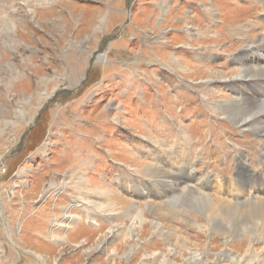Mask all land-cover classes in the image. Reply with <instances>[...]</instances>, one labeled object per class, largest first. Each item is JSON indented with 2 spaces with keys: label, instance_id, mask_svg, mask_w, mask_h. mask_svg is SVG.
Listing matches in <instances>:
<instances>
[{
  "label": "rangeland",
  "instance_id": "obj_1",
  "mask_svg": "<svg viewBox=\"0 0 264 264\" xmlns=\"http://www.w3.org/2000/svg\"><path fill=\"white\" fill-rule=\"evenodd\" d=\"M258 1L0 0V264H264V236L197 201L264 202L263 135L211 109L235 89L261 100L246 85L263 79H229L264 68Z\"/></svg>",
  "mask_w": 264,
  "mask_h": 264
},
{
  "label": "bare ground",
  "instance_id": "obj_2",
  "mask_svg": "<svg viewBox=\"0 0 264 264\" xmlns=\"http://www.w3.org/2000/svg\"><path fill=\"white\" fill-rule=\"evenodd\" d=\"M4 1V0H3ZM262 4L264 6V0H261ZM260 1V2H261ZM259 2V1H258ZM259 2V3H260ZM258 3V4H259ZM212 9H210L209 7H207L206 5L204 6V12L208 13V17L211 18V16L213 15V13L215 12L214 10L212 11ZM12 14V13H11ZM214 16V15H213ZM12 23V19H10V21L8 20L7 24ZM232 25V24H231ZM54 27H58V25H54ZM251 27V26H250ZM236 28V27H235ZM232 29V28H231ZM235 31V30H234ZM239 31V30H238ZM226 32V31H223ZM237 33V32H236ZM229 34V33H228ZM231 34V33H230ZM233 37V36H232ZM217 38V37H216ZM263 40V39H262ZM262 42V41H261ZM253 48H247L244 50L243 53V60H241L238 63V66L240 67L241 65L250 62L253 60L254 58V54L253 53H249L250 50H252ZM263 58L264 56L261 57V59L258 60V63H263ZM178 67V65H177ZM179 69H181V73L183 72V68L178 67ZM242 71L239 72L238 74H236L235 76L229 78V79H236L239 80V85H241V81H247L248 79H263L264 80V68H257V69H253L251 67H243L241 69ZM179 71V70H178ZM176 71V72H178ZM207 71V70H206ZM180 72V71H179ZM204 76V75H203ZM216 76L221 77V73L217 72ZM205 77V76H204ZM215 78V77H214ZM223 80H227L223 79ZM236 85V84H235ZM234 87V84L232 85ZM259 87H264V81L259 82L258 85H251V84H247L246 85V89L247 92L249 93V95L255 99H261V100H254V99H250L249 97H247V95L245 94V90H237L235 89V94H241L243 97L241 99L235 98V99H225L222 100L220 102H218L217 104H215L214 102V106L212 104L211 109L214 111L213 114L216 117H223L226 120L231 121L233 124H235V126L239 127L240 129L242 128V130H252L253 132L257 133V134H262V138L261 141L262 143H264V99L262 94L260 93ZM257 91L260 95V97H257L255 94H253V92ZM240 95V96H241ZM202 96V95H201ZM203 98H206L207 96H202ZM210 97H214L213 94H211ZM208 100V97L205 99V101ZM207 108V107H206ZM208 111V110H207ZM211 112V111H210ZM213 116V115H212ZM222 118V119H223ZM178 138V137H177ZM183 139V138H181ZM185 139V138H184ZM157 140V139H156ZM187 140V139H186ZM183 141V140H182ZM258 142V141H257ZM176 143V141H175ZM179 143V142H178ZM177 143V144H178ZM188 144V143H187ZM164 145V144H163ZM189 145V144H188ZM176 146V145H175ZM189 147V146H188ZM203 150V149H202ZM261 151L264 155V146H261ZM262 155V156H263ZM238 156V155H237ZM243 158V157H242ZM239 159V158H238ZM181 160V159H180ZM182 161H180V164ZM184 162V161H183ZM244 168L246 170H248L246 168L247 163H245ZM184 167V166H183ZM264 167V166H263ZM182 169V168H181ZM185 169V168H184ZM139 173H141L140 175H143V177L150 179V180H154V182H156L157 184H161L163 187H166L168 183H172L171 179L172 177L170 175H168L166 173V171H163L162 169H160V167H157V165L151 166V165H146L144 168H138ZM250 171V170H248ZM159 172V173H158ZM196 172V171H195ZM186 173V172H185ZM221 173V172H220ZM176 175V174H175ZM189 177V176H188ZM261 176H258L257 178L253 179V180H245L242 182H236L234 183L235 186L239 189L242 188V183H246V185H251L253 182H258L259 180H261L262 178H260ZM197 178V184L198 185H194L192 187H200V185H202L203 188V193L206 192V190L210 187L212 181L208 178V176H205L203 173H201V175H198V177L196 176L195 179ZM148 180V181H150ZM178 180V178H177ZM263 180V179H262ZM179 181V180H178ZM222 181V180H221ZM225 182L228 183L230 182L228 179H225ZM232 182V180H231ZM181 183V182H180ZM215 183H220V180L218 179L217 182ZM188 187V186H187ZM259 187V186H258ZM201 188V189H202ZM226 188L228 189V191L230 192L232 189L227 185ZM171 189V188H170ZM225 190V189H224ZM191 191V190H190ZM195 191V190H194ZM95 192L102 196L104 200H110L111 202H113V198L118 199V197H116L115 195H111L108 191L104 190L103 188H95ZM182 192V191H181ZM180 192V193H181ZM233 192V191H232ZM179 193V192H178ZM186 193V192H185ZM188 193V192H187ZM199 193V192H198ZM202 193V192H201ZM219 193V192H217ZM177 195V194H176ZM186 195V194H185ZM198 196V195H197ZM247 196V195H246ZM192 197V196H191ZM250 197L253 198H249V196H247L246 200H249V202L247 204H243V206L241 207H237L231 204L226 203V201H222V199H220V197L216 196L214 199L211 197H207L205 194H199V198H197V201H200L198 206L201 207L202 201L203 200H214L213 204L215 205V208H213V213L209 214V221L212 223L213 226L217 227L219 225L220 222H222L223 220H228V222H231V226H230V230H232L234 233H237L239 231V229L241 227H243V224H249L250 228L253 229L255 231V236L256 237H260L261 235L264 236V202L259 201L260 199L256 198V195H251ZM115 199V200H116ZM196 199V197H195ZM114 200V201H115ZM193 200V199H192ZM226 200V199H223ZM240 200V199H239ZM254 200V201H253ZM228 202V201H227ZM115 203L113 202L112 204L108 205L109 207H111L113 209V206ZM212 204V205H213ZM236 204V203H235ZM240 204V203H239ZM122 205V204H121ZM125 205V204H124ZM183 205V204H182ZM185 205V204H184ZM117 206V205H116ZM96 207L101 210L102 205H98L96 204ZM146 207V206H145ZM174 207V206H173ZM178 207V206H177ZM117 208V207H116ZM144 208V207H143ZM184 208V207H183ZM182 208V209H183ZM124 209H126V205L124 207ZM148 209V208H147ZM175 209V208H174ZM181 209V210H182ZM186 209V208H184ZM183 209V210H184ZM118 210V209H117ZM177 210V209H176ZM135 211V210H134ZM171 211V210H170ZM126 212V211H125ZM133 212V211H132ZM143 212V211H142ZM161 212V211H160ZM159 212V213H160ZM184 212V211H183ZM182 212V213H183ZM212 212V211H211ZM141 214V213H140ZM161 214V213H160ZM202 214V213H201ZM170 215V214H169ZM208 215V214H207ZM127 216V215H126ZM154 217V216H153ZM152 218V217H151ZM143 219V218H142ZM154 219V218H153ZM164 219V218H162ZM136 221L133 222L134 224H136V222L138 221V218L135 219ZM156 220V219H155ZM166 220V218H165ZM150 221V220H149ZM157 221V220H156ZM144 222V219H143ZM209 222V223H210ZM132 223V222H131ZM142 223V222H141ZM150 223V222H149ZM138 224V223H137ZM136 224V225H137ZM98 225V224H97ZM140 226V225H139ZM154 232H158L160 230L159 225H153ZM161 227V225H160ZM248 227V226H247ZM133 226H131L129 230V234L130 237H132L133 233ZM197 229V228H196ZM208 230V229H207ZM220 230V229H219ZM243 230V229H242ZM116 231H112V233H114ZM122 232V231H121ZM215 232V231H214ZM135 236L134 238H136V233H134ZM241 234V233H240ZM224 236V235H223ZM238 237V235H237ZM263 238V237H262ZM261 238V239H262ZM58 239V237H57ZM130 239V238H129ZM58 241V240H57ZM232 241V240H231ZM179 243V242H178ZM183 248V247H182ZM249 248V247H247ZM191 249V248H190ZM176 250V249H175ZM230 250V249H229ZM174 251V250H173ZM231 251V250H230ZM192 252V251H191ZM229 254V253H228ZM198 255V254H196ZM227 255V254H226ZM191 256V255H190ZM247 256V255H246ZM192 258V257H191ZM198 258V257H197ZM227 258V257H226ZM238 258V257H237ZM231 259V257H230ZM249 259V258H248ZM220 260H222L220 258ZM237 260V259H236ZM235 260V261H236ZM239 260V259H238ZM264 260V259H263ZM4 261V260H3ZM146 261V260H144ZM223 261V260H222ZM233 261V260H232ZM234 261V263H235ZM188 262V261H187ZM195 262V261H194ZM220 262V261H219ZM238 262V261H237ZM252 262V261H251ZM262 262V260H261ZM193 263V262H192ZM221 263V262H220ZM198 264V263H197ZM238 264V263H237ZM257 264H260L259 261H257Z\"/></svg>",
  "mask_w": 264,
  "mask_h": 264
},
{
  "label": "water",
  "instance_id": "obj_3",
  "mask_svg": "<svg viewBox=\"0 0 264 264\" xmlns=\"http://www.w3.org/2000/svg\"><path fill=\"white\" fill-rule=\"evenodd\" d=\"M24 140V137L21 139L20 143H19V146H18V149L16 150L17 153L20 152V148L22 147V141Z\"/></svg>",
  "mask_w": 264,
  "mask_h": 264
}]
</instances>
